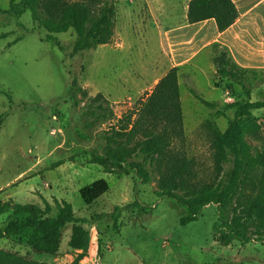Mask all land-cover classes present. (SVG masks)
<instances>
[{
    "label": "rangeland",
    "instance_id": "obj_1",
    "mask_svg": "<svg viewBox=\"0 0 264 264\" xmlns=\"http://www.w3.org/2000/svg\"><path fill=\"white\" fill-rule=\"evenodd\" d=\"M9 1L0 0V202L42 209L48 205L51 213L57 203L70 204L74 215L86 221L84 227L93 240L92 256L89 250L85 264H264V236L245 245L219 244L214 205L203 209L197 221L180 226L174 202L156 195L154 160H140L148 174L146 183L135 172L116 177L89 163L93 153L102 152L99 135L109 124L92 128L83 124L85 101L101 94L109 102L112 124L134 112L169 70L162 34L181 19L180 8L151 14L143 0H115L111 43L74 52L72 31L52 35V44L30 12L19 18L9 15ZM219 51L208 48L177 67L183 130L170 149L195 160L205 182L217 179L210 124L224 132L233 112L217 115L190 91L218 107L244 97L236 85L233 90L225 82L216 86L214 57ZM256 72L264 76V70ZM72 85L74 101L69 96ZM251 85L250 100H262L259 93L264 84L252 80ZM252 114L264 129V109ZM100 179L108 183V192L86 206L79 190ZM116 207L120 217L114 225L111 215ZM14 218L12 210L1 215L0 230ZM70 232L68 225L56 256L66 261L71 255V264H78L74 263L77 253L68 247ZM5 239L0 240V250L12 254L24 242L23 237ZM34 258L46 263L54 259L43 253Z\"/></svg>",
    "mask_w": 264,
    "mask_h": 264
},
{
    "label": "trees",
    "instance_id": "obj_2",
    "mask_svg": "<svg viewBox=\"0 0 264 264\" xmlns=\"http://www.w3.org/2000/svg\"><path fill=\"white\" fill-rule=\"evenodd\" d=\"M30 12L32 18L47 32V39L54 44L52 35L72 31L75 37L74 52L108 45L113 38L116 17L115 0H10L7 13L19 18ZM187 24L213 19L221 33L230 28L239 18L232 0H191L186 15ZM214 57L216 78L219 83L240 87L244 97L231 104L218 107L215 102L202 100L193 90L191 94L206 108L225 116L232 111L227 128L220 132L213 124L212 147L217 171L214 182H205L196 168V161L180 153H173L171 146L182 135V107L178 82V68L170 69L152 88L144 100L124 120L112 124L113 115L109 102L101 95L89 97L83 105L81 121L88 127L109 124L99 135L104 146L101 153H93L90 164L99 166L105 174L116 177L135 172L142 183L148 174L141 159H152L156 164L158 190L156 195L174 202L179 211V224L184 227L198 220L203 209L216 206L217 222L214 233L220 245L229 246L237 241L245 245L254 237L264 236V129L252 112L264 109L262 100L252 102L251 81L264 84V76H257L254 69L241 68L234 63L229 52L219 44ZM252 75V77L250 76ZM69 96L76 100L74 85ZM3 115H0V127ZM79 136L81 131L77 130ZM252 142L258 143L254 145ZM59 164L58 166H60ZM109 190L104 179L81 188L79 196L86 206L94 204ZM56 212L31 204L0 202V216L12 210L14 219L0 230L4 238H24L33 251L56 256L60 249L62 232L71 225L68 247L77 253L74 263L88 254L90 234L85 229L86 221L76 217L70 204H56ZM118 224L120 208L111 215ZM0 264H40L27 261L16 254L0 251Z\"/></svg>",
    "mask_w": 264,
    "mask_h": 264
},
{
    "label": "crops",
    "instance_id": "obj_3",
    "mask_svg": "<svg viewBox=\"0 0 264 264\" xmlns=\"http://www.w3.org/2000/svg\"><path fill=\"white\" fill-rule=\"evenodd\" d=\"M143 1L144 9L151 14H168L173 11L172 7H179L182 13L181 19L166 26L162 34L163 50L168 59L169 70L180 65L185 66L191 59L211 48L213 44L224 47L239 67L264 70V0H232L239 13V18L230 28L221 33L217 30L213 19L187 24L186 15L191 0ZM165 74L158 78L155 84ZM22 244L16 245L17 248L11 252L27 261L40 264L72 263L69 261L71 255L66 256V261H61L57 256H53V262L50 263L38 261L34 258L37 253L25 243ZM89 246L88 251L90 250L91 257L92 239ZM87 259L89 260V258H83L78 264H85Z\"/></svg>",
    "mask_w": 264,
    "mask_h": 264
},
{
    "label": "bare ground",
    "instance_id": "obj_4",
    "mask_svg": "<svg viewBox=\"0 0 264 264\" xmlns=\"http://www.w3.org/2000/svg\"><path fill=\"white\" fill-rule=\"evenodd\" d=\"M94 245V244H93Z\"/></svg>",
    "mask_w": 264,
    "mask_h": 264
}]
</instances>
